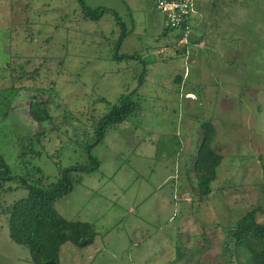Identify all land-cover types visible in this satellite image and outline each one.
<instances>
[{"label":"rangeland","instance_id":"obj_1","mask_svg":"<svg viewBox=\"0 0 264 264\" xmlns=\"http://www.w3.org/2000/svg\"><path fill=\"white\" fill-rule=\"evenodd\" d=\"M84 3L106 11L94 22L78 0H0V162L21 170L18 146L28 145L34 126L12 112L11 100L18 89L37 94L51 124L33 148L41 154L22 167L55 183L64 168L98 162L89 175L74 173L78 183L54 204L65 221L96 233L90 245L64 244L58 264H171L176 247L190 259L178 264L228 257L232 264L227 231L259 208L264 222V0L219 1L212 12L207 4L193 14L190 36L204 35L203 43L183 55L167 46L177 30L161 36L163 16L151 0ZM124 95L138 110L97 145L100 120ZM204 122L214 126L212 148L223 160L211 193L199 200L191 191L198 180L184 167ZM2 163L0 264H31L7 226L9 207L28 191L5 178Z\"/></svg>","mask_w":264,"mask_h":264},{"label":"trees","instance_id":"obj_2","mask_svg":"<svg viewBox=\"0 0 264 264\" xmlns=\"http://www.w3.org/2000/svg\"><path fill=\"white\" fill-rule=\"evenodd\" d=\"M174 1V0H169ZM219 1H239V0H192V9L186 15L185 20L182 21L179 27H171L166 24V17L163 16L156 9L157 0H151L154 9L163 16L164 32L161 36L167 38L170 32L177 30V34L172 36L170 42L167 43L168 47L176 50L177 54L186 53L188 46H197L203 41L204 35L198 39L192 40L191 33L197 29V23L193 21V14L201 16L200 9H206L208 4V11L212 12V8L217 7ZM80 3L84 16L91 21H98L105 12V8L97 7L92 9L85 5L84 0H78ZM201 2V3H200ZM200 5V7H199ZM197 22V21H196ZM184 30H188L186 42L179 45L183 38ZM121 42V41H120ZM203 43V42H202ZM201 43V44H202ZM121 44V43H120ZM118 44V45H120ZM181 47L178 49L177 47ZM116 59H133L136 56H122ZM145 77V70L140 76L139 87L143 83ZM175 82H180V77L174 78ZM14 87V84H12ZM138 110V104L132 101L131 95L121 96L118 102L111 106V109L105 117H103L99 124V129L96 130V144L102 141L105 130L116 124H120L126 118ZM43 114H39L40 120L51 122L46 110ZM211 122H204L201 125V138L197 141L195 148L191 149L190 156L185 164V175L189 176L187 171L194 174L198 180L195 194L201 200L203 197H208L211 193V184L215 181L216 170L220 166L223 157L218 154L213 148L212 143L216 138V130ZM54 125V124H53ZM55 131V128L53 127ZM41 134H36L34 137L28 139V145L20 152L21 165L25 159L38 156L40 151L33 149L36 145L40 146ZM20 149V146H18ZM22 147V146H21ZM43 149V147L41 148ZM89 148H87L86 155L89 156ZM88 166L76 165L69 169L60 171V178L55 183H48L39 170L30 169L25 170L23 166L19 182L20 187L26 189V197L16 201L8 209L7 226L9 231L10 240L16 245L27 248L30 255L31 264H43L47 261H54L58 264L60 248L66 244L71 243L76 248L84 247L93 243L96 233L93 226L88 223L68 221L61 217L56 211L54 204L57 200L64 197L65 194L72 192L74 183L78 180H70L74 173L91 174L94 170L98 169V162L91 157ZM2 161V159L0 160ZM10 170L7 171L5 177H10ZM25 179L26 181H23ZM28 181L31 182L28 184ZM194 206L196 203H189ZM194 209V208H192ZM262 213V210H251L237 219L232 225L230 230L227 231L228 244H233L234 262L232 264H264V222L258 221L257 215ZM264 214V213H263ZM81 239H84V244H81ZM207 243V241H206ZM229 251V247H224ZM176 260L178 264L182 260H190L188 257L187 249L182 251L181 247L175 248ZM232 259V258H230ZM224 264H230L231 260ZM175 262L171 264H176Z\"/></svg>","mask_w":264,"mask_h":264},{"label":"flooded vegetation","instance_id":"obj_3","mask_svg":"<svg viewBox=\"0 0 264 264\" xmlns=\"http://www.w3.org/2000/svg\"><path fill=\"white\" fill-rule=\"evenodd\" d=\"M11 105L13 106V109H12V112H21L22 113V116L24 117V119L29 122V124H31V126H34L33 128V132L30 133V135H28V138L30 139L31 136L33 137L34 134L36 133H40L41 135H43L42 133V128L44 126H46L47 124H51V122L49 121H44V120H40V117H39V112H41V109H45L47 114H48V117H52V115L49 113V111H47V108L46 107V99L43 100V98L37 94H34V93H31V94H24V92L22 90H19L18 89V92L16 94H14L12 100H11ZM35 107L36 108V111H33L31 110L32 107ZM11 109V108H10ZM17 114V113H15ZM43 114V113H41ZM27 138V140H28ZM41 141V139H40ZM26 147V144L22 145V147L20 146V149L18 147V152H17V167L22 171L23 170V167L21 165V161H20V150L21 149H24ZM2 163V162H0ZM2 166H4V168L8 171L9 168L4 164L2 163ZM19 171V170H18ZM19 171V172H20ZM15 172V171H12L11 173V176L10 177H5L8 179V181H18V179H20L21 177V172ZM7 174V173H6ZM20 176V177H18ZM23 181H26L25 179H23Z\"/></svg>","mask_w":264,"mask_h":264},{"label":"built area","instance_id":"obj_4","mask_svg":"<svg viewBox=\"0 0 264 264\" xmlns=\"http://www.w3.org/2000/svg\"><path fill=\"white\" fill-rule=\"evenodd\" d=\"M156 9L166 17V24L173 28L179 27L180 23L185 20L186 15L191 12L192 0H157ZM187 35L188 30H184L179 45L186 42Z\"/></svg>","mask_w":264,"mask_h":264},{"label":"water","instance_id":"obj_5","mask_svg":"<svg viewBox=\"0 0 264 264\" xmlns=\"http://www.w3.org/2000/svg\"><path fill=\"white\" fill-rule=\"evenodd\" d=\"M84 242H85V240L82 239L80 243H81V244H84ZM43 264H57V263L54 262V261H47V262H45V263H43Z\"/></svg>","mask_w":264,"mask_h":264},{"label":"crops","instance_id":"obj_6","mask_svg":"<svg viewBox=\"0 0 264 264\" xmlns=\"http://www.w3.org/2000/svg\"><path fill=\"white\" fill-rule=\"evenodd\" d=\"M200 36H202V34L200 35ZM202 42H200V44H201Z\"/></svg>","mask_w":264,"mask_h":264},{"label":"bare ground","instance_id":"obj_7","mask_svg":"<svg viewBox=\"0 0 264 264\" xmlns=\"http://www.w3.org/2000/svg\"><path fill=\"white\" fill-rule=\"evenodd\" d=\"M191 97V96H190Z\"/></svg>","mask_w":264,"mask_h":264}]
</instances>
